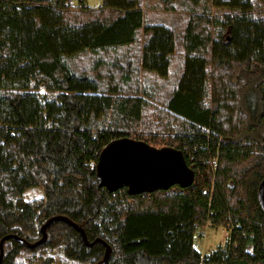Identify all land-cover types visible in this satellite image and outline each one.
Listing matches in <instances>:
<instances>
[{"label": "trees", "instance_id": "16d2710c", "mask_svg": "<svg viewBox=\"0 0 264 264\" xmlns=\"http://www.w3.org/2000/svg\"><path fill=\"white\" fill-rule=\"evenodd\" d=\"M86 1L0 0V264H54L57 247L60 264H264V0ZM123 136L182 149L194 183L101 185L99 155ZM58 215L97 241L61 218L30 247ZM207 221L230 239L202 255Z\"/></svg>", "mask_w": 264, "mask_h": 264}, {"label": "water", "instance_id": "95a60500", "mask_svg": "<svg viewBox=\"0 0 264 264\" xmlns=\"http://www.w3.org/2000/svg\"><path fill=\"white\" fill-rule=\"evenodd\" d=\"M100 184L110 190H118L128 187L131 193H146L157 189H169L179 184L183 187L194 183L196 171L187 162L182 149L174 146H155L141 139L123 136L111 140L101 151L96 164ZM258 202L264 212V180L259 192ZM64 219L83 235L88 245L97 240L89 241L81 226L73 222L66 215L53 216L41 227L42 237L35 242H27L30 247H36L48 238L47 228L52 221ZM15 237L22 241L25 238L16 234H9L5 239ZM99 240V239H98ZM109 245L104 260H107ZM4 250L1 246L0 263L2 262Z\"/></svg>", "mask_w": 264, "mask_h": 264}, {"label": "rangeland", "instance_id": "374dc122", "mask_svg": "<svg viewBox=\"0 0 264 264\" xmlns=\"http://www.w3.org/2000/svg\"><path fill=\"white\" fill-rule=\"evenodd\" d=\"M87 6L90 7H98L103 4V0H87L86 1ZM165 19L167 18L166 14H163ZM188 18V15L184 12L181 13H175L174 19L178 21V26L180 28V31L184 30L186 28V20ZM148 21V14H145L144 18V24H147ZM157 22H165V21H157ZM179 32V31H178ZM148 35L144 32V27H141L137 30V41L136 45H141L143 41L146 39ZM145 37V38H144ZM126 47V46H124ZM137 47V46H136ZM180 50V47L178 48ZM183 50V47H182ZM177 56L173 58V64H172V73L170 76V79L174 81L175 76L177 75V72H179V60L182 57V52H177ZM142 79L149 80V77L153 78V76L146 75L145 73H141ZM150 82H153L149 80ZM162 84L164 83V80H159ZM157 91H159L157 89ZM264 134V131L262 132ZM161 147V146H159ZM44 193V189L42 187H35L33 189H29L25 192V198L27 199L29 196H41ZM230 227L223 226V225H216L212 224L211 221H207L206 223L198 226L195 234V245L196 248L202 253V255H210L214 251L224 249L228 241L230 239ZM40 239V238H39ZM63 249L60 247H57L56 249L52 250V248L45 249L43 252L45 255H54L56 264L59 263V256L63 253ZM54 263V264H55ZM88 264V263H83Z\"/></svg>", "mask_w": 264, "mask_h": 264}, {"label": "built area", "instance_id": "2783aa9c", "mask_svg": "<svg viewBox=\"0 0 264 264\" xmlns=\"http://www.w3.org/2000/svg\"><path fill=\"white\" fill-rule=\"evenodd\" d=\"M213 163L214 164L216 163V159H213ZM204 192H207V190H204Z\"/></svg>", "mask_w": 264, "mask_h": 264}]
</instances>
